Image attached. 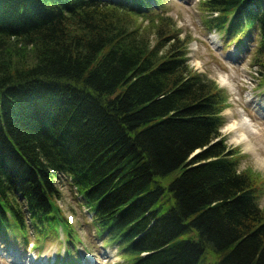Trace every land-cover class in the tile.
Here are the masks:
<instances>
[{
  "label": "trees",
  "instance_id": "1",
  "mask_svg": "<svg viewBox=\"0 0 264 264\" xmlns=\"http://www.w3.org/2000/svg\"><path fill=\"white\" fill-rule=\"evenodd\" d=\"M156 1L0 0V50L32 59L0 61V236L67 227L64 175L125 264H264L255 179L220 133L225 95L165 24L154 44L130 25ZM202 6L224 40L255 28L264 57V0Z\"/></svg>",
  "mask_w": 264,
  "mask_h": 264
},
{
  "label": "rangeland",
  "instance_id": "2",
  "mask_svg": "<svg viewBox=\"0 0 264 264\" xmlns=\"http://www.w3.org/2000/svg\"><path fill=\"white\" fill-rule=\"evenodd\" d=\"M204 1L206 0H158L155 8L143 16L133 18L130 25L138 27L147 36L149 43L154 44L163 37V34H156V26L160 22L165 24L166 30H173L179 41L186 42L189 68L214 82L223 92L226 102L221 113L224 122L220 130L221 136L229 150L234 152L233 159L238 172L253 174L257 203L263 209L264 179H261V176L264 177V169L256 162L255 157L247 152L244 144L234 143L232 134L225 131L233 120L240 122L242 116H246L251 120L254 129L263 134L264 143V57H258L256 54L258 32L254 28L245 42L242 36H236L230 41L233 44H229V41L224 40L222 33L210 28L207 21L216 15L205 11L202 6ZM170 33L171 31H166L163 39L170 36ZM238 46L242 47L238 49ZM29 48L24 49L10 42L0 50V61L4 59V62L9 64L13 62L30 65L32 59L26 52L24 61H18L22 51L28 50L30 53ZM221 77L226 79L232 89L219 84ZM226 110L230 111L231 118L224 114ZM247 136L250 140L254 139L252 134L247 133ZM55 184L59 192L56 204L62 216L69 221L72 235H75L73 244L68 245L65 229L59 230L58 238L52 236L56 235L58 230L51 229L48 231L49 237L42 239L38 234L35 236L29 228L27 243L24 240L0 236V264H11L12 261L22 264L20 261L26 260L24 264H71L76 261L75 257L82 259V263L75 264H125V257L116 246L109 245L107 238L101 236L100 231L95 228L91 213L85 212L71 182L65 177H59ZM9 254H13L16 259ZM34 255L36 260L33 262ZM213 259L208 252L207 262Z\"/></svg>",
  "mask_w": 264,
  "mask_h": 264
},
{
  "label": "bare ground",
  "instance_id": "3",
  "mask_svg": "<svg viewBox=\"0 0 264 264\" xmlns=\"http://www.w3.org/2000/svg\"><path fill=\"white\" fill-rule=\"evenodd\" d=\"M219 84L223 87L232 89L231 85L223 77L219 79ZM247 101L249 100L247 99ZM224 114L227 117L231 118V114L229 110H226ZM225 131L228 132V134H232L234 143L238 145L244 144L246 146L247 152L252 154L255 157L256 162H258L261 168L264 169V155H263L264 143L262 142L263 134L258 133V131L254 129L252 122L248 117L242 116L240 122L233 120L225 128ZM247 133L252 134L254 139L250 140L247 136ZM261 178L264 179V177L262 176ZM9 255L14 257L13 254H9ZM18 261H20L19 258ZM25 262H27V260L20 261V263L22 264H24ZM11 264H15V263L12 261Z\"/></svg>",
  "mask_w": 264,
  "mask_h": 264
}]
</instances>
